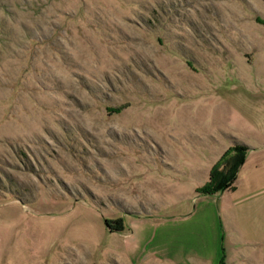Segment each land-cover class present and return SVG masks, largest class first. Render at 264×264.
Returning a JSON list of instances; mask_svg holds the SVG:
<instances>
[{"label":"rangeland","instance_id":"374dc122","mask_svg":"<svg viewBox=\"0 0 264 264\" xmlns=\"http://www.w3.org/2000/svg\"><path fill=\"white\" fill-rule=\"evenodd\" d=\"M258 54L264 0H0V264H126L104 218L188 190L197 106Z\"/></svg>","mask_w":264,"mask_h":264},{"label":"crops","instance_id":"0c3cea01","mask_svg":"<svg viewBox=\"0 0 264 264\" xmlns=\"http://www.w3.org/2000/svg\"><path fill=\"white\" fill-rule=\"evenodd\" d=\"M230 73L233 77L218 80V97L203 98L197 106L192 135L201 141L205 159L187 166L185 178H171L173 186L188 190L164 204L153 197L159 208L130 214L135 218L124 225L126 264H218L226 246L243 260L264 258V56L251 61L248 74ZM206 88V95L216 89ZM236 145L246 149L228 152L229 163L242 158L231 187L196 193L213 164Z\"/></svg>","mask_w":264,"mask_h":264},{"label":"trees","instance_id":"16d2710c","mask_svg":"<svg viewBox=\"0 0 264 264\" xmlns=\"http://www.w3.org/2000/svg\"><path fill=\"white\" fill-rule=\"evenodd\" d=\"M238 149L245 150L246 147L236 145L226 150L219 160H217L211 167L208 181L202 186L196 188V193L209 195L231 187L235 178L236 170L239 167L242 158L229 163L227 155L229 151ZM104 225L108 231L122 232L125 228L122 217H117L113 220L104 218ZM218 264H224V260H221Z\"/></svg>","mask_w":264,"mask_h":264}]
</instances>
